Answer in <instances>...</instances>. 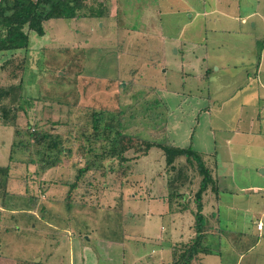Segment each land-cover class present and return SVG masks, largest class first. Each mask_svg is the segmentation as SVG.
I'll return each instance as SVG.
<instances>
[{
    "label": "rangeland",
    "instance_id": "1",
    "mask_svg": "<svg viewBox=\"0 0 264 264\" xmlns=\"http://www.w3.org/2000/svg\"><path fill=\"white\" fill-rule=\"evenodd\" d=\"M216 1L87 0L83 17L51 20L44 25L43 36L27 32L26 51L0 54V63L11 56H26L22 96L33 102L27 111L29 116L25 118L22 111L18 112L17 130L25 133L28 119L39 120L34 119L36 113L43 122H57L56 130L63 137L71 136L69 143L64 142L71 156L61 155L58 172L38 176L34 175L39 171L33 166L26 168L15 163L12 167L18 180L8 182L9 194H2L0 200V264H93L87 252L94 243L96 255L102 256L100 246L112 255L111 264H171L168 249L176 238L169 234L180 226L174 224V214H169L166 184L176 172L167 169L161 150L151 149L144 155L140 149L142 139L166 137L175 146L191 147L206 155L209 160H204L217 177H222L218 188H230L231 165L225 161L224 146L230 138L227 130L237 124L243 129L254 113L258 143L239 148L237 160L244 161L246 155L248 161L241 164L258 167L256 172L262 173L264 106L259 107L264 102V0L217 2L218 7L229 6L232 12L239 9L241 16L248 15L257 5V15L242 25L243 34L231 32L236 29V22L218 13L210 17L196 15L207 12ZM217 28H229L230 32L221 33ZM174 38L201 46L184 47ZM203 51L208 53L205 63ZM240 90L238 98L227 101ZM245 103L248 105L241 107ZM240 109L241 115L236 113ZM92 110L124 113L123 131L133 136L135 147L124 155L127 162L123 168L141 189L134 191L141 198L136 199L129 187L120 188L119 176L103 178L102 171L95 170L87 173L79 185L81 189L73 192L77 204H72L69 211L64 203L69 187L56 186L47 192L48 200H43L42 191L48 189L45 184L51 180L56 185L67 180L74 182L78 169L85 166L87 158L90 160L81 155L87 144L77 136L81 137L79 130L90 133L87 128ZM230 112L236 115L228 123ZM48 127L49 124L44 129ZM14 131L0 126V166L8 164ZM26 136L22 140H27ZM210 151L214 154L209 155ZM15 157L24 158L20 152ZM177 165L184 166L185 174H194V168L191 170L185 161ZM24 168L26 174L32 173L26 181ZM234 177L238 185L247 184L241 168ZM43 178L45 184L40 185L38 180ZM23 181L27 187L25 195ZM198 181L196 177L190 190H181L192 212L196 211ZM89 182L91 185L86 187ZM86 189L91 190L90 194L81 201L80 195L84 196ZM230 194L221 195L223 202L246 198L235 191ZM213 196L208 192L203 197V215L209 228L205 245L213 254L192 264H231L234 256L224 253L223 240L228 234H234L230 242L233 248L236 245L235 258L244 257L241 264H264V233L257 232L251 218L240 215L232 216L228 224L221 217L218 224L211 216ZM33 198L37 199L35 204ZM182 224L183 238L187 240L189 234L191 239L193 213L186 212ZM225 229L230 232L222 231Z\"/></svg>",
    "mask_w": 264,
    "mask_h": 264
},
{
    "label": "trees",
    "instance_id": "2",
    "mask_svg": "<svg viewBox=\"0 0 264 264\" xmlns=\"http://www.w3.org/2000/svg\"><path fill=\"white\" fill-rule=\"evenodd\" d=\"M87 0H0V54L7 52L26 51L29 46V36L27 32H34L38 36L44 35V25L51 20L63 19V20H76L83 17V10L86 7ZM93 14V13H92ZM92 14H90L92 16ZM26 56L17 58L11 56L4 60L0 64V126L11 127L14 131V142L10 145L8 164L0 166V200L1 195H8L7 192L8 182L12 180L13 166L15 163L22 165L26 168L33 166L39 172H34V175L40 176V174L51 173V171L58 172L59 165L61 164V155L64 154L66 158L71 156V150L64 146L65 143H69L71 136L67 134V138L63 137L61 133L56 130L57 122H47L38 117L36 113L33 114L34 119L27 121L26 132L17 130L18 122L20 120L19 113L22 111L24 117L27 116V111L31 106L33 100L31 98H23L22 96V82L23 75L26 70ZM210 72L207 69V73ZM155 104V103H154ZM153 108H156L153 107ZM19 112V113H18ZM124 113L121 110L117 112L92 110L89 119V125L87 129H90V133L85 130H79L78 133L83 142L87 144L86 151H82V156H87L90 160L86 161L83 168L78 169L75 175V181L70 183L61 182V185H56L54 181H50V184L42 183L45 178L38 180L41 184L47 185V188L55 189L56 186L69 187L67 194L65 195V207L67 210H71L72 206L77 204L76 199L72 198L73 192L80 190V183L82 178L87 176L90 171L100 170L102 171L103 178L107 175L114 174L119 176L118 185L120 188L129 187L132 189V193L135 198H141L134 191H141L137 184H134L126 176V172L123 168L125 162H127L126 152L133 150L135 147L134 138L132 135L123 131L125 121ZM130 119L133 120L132 116ZM43 124H42V122ZM49 124L48 130L44 128ZM52 129H55L52 130ZM27 135V136H26ZM26 136L27 140H22V137ZM138 137V136H137ZM17 139L19 141L17 142ZM139 139V137L137 138ZM98 145V147H96ZM140 148L143 150L144 155L151 149H159L163 153L165 166L170 171H174L175 176L172 180L167 181V196L166 203L169 206V214H181L185 215L186 212L193 213L194 217V236L191 239L185 241L174 242L168 249L171 264H192L196 259L202 256H209L213 254L209 246L205 245L206 237L208 234L207 221L203 215L204 200L203 197L208 192H211L214 199L218 196V179L215 175L213 167L208 165L209 158L206 155H201L198 152L192 150L191 147H178L171 144L165 138H157L152 140H141ZM83 148V150L85 149ZM20 152L23 155V159L17 158L16 154ZM142 152V153H143ZM191 168H194V174L184 173V166H178L181 161ZM14 161V162H13ZM13 162V163H12ZM11 163V164H9ZM178 166V168H176ZM57 169V170H56ZM192 170V169H191ZM50 171V172H49ZM171 173V172H169ZM24 180L30 179L29 172L24 171ZM48 175V174H47ZM126 176V177H125ZM88 177V176H87ZM198 178L199 188L195 193L194 203L196 211H190L189 204L186 200L185 192L183 189L192 188L194 185L193 179ZM23 181V183L25 182ZM39 185V183H38ZM90 184L87 183L86 187ZM116 187V186H114ZM94 189L101 188V186ZM39 189L41 187L39 186ZM47 190H43V195L48 200ZM174 190V191H173ZM180 190V192H178ZM27 187L24 183L23 192L25 195ZM89 189H86L85 195H80L81 201L90 194ZM15 192V190H12ZM16 193V192H15ZM18 194V193H17ZM80 197L78 200L80 201ZM32 204L37 202L36 198H33ZM39 199V198H38ZM85 203V201H84ZM83 203V204H84ZM74 204V205H72ZM1 206H3L1 204ZM214 216V215H211ZM216 222L219 220L217 218ZM219 229V228H218ZM221 231V230H219ZM223 231V230H222ZM140 242H134L137 244ZM144 244V242H142ZM219 255V254H218ZM138 261V260H137ZM137 261L135 263H137ZM26 264H46L43 262H30Z\"/></svg>",
    "mask_w": 264,
    "mask_h": 264
},
{
    "label": "crops",
    "instance_id": "3",
    "mask_svg": "<svg viewBox=\"0 0 264 264\" xmlns=\"http://www.w3.org/2000/svg\"><path fill=\"white\" fill-rule=\"evenodd\" d=\"M217 2L214 4V6L212 8H209V10H207V12H203V13H196V15H203L204 17H210L211 14H215L218 13L220 15V17H225L231 21L236 22V29H230L231 32L234 33H239V34H243V30H242V25L244 24V22L248 19H252V17L257 15V5L254 7V9L246 16H241L239 9H237L235 12H232L229 6H226L225 8H221L218 7ZM196 16V17H197ZM218 19V18H217ZM230 28V27H229ZM229 28H225V29H219L217 28L218 31H220L221 33H227L230 32ZM238 28V30H237ZM206 30V29H205ZM216 27L212 28L211 31H215ZM175 39V38H174ZM180 41V45L182 44V46H188V45H194V46H189L188 48H192V47H199L201 46L198 43L195 42H188V41H181L179 39H175ZM185 42V43H184ZM188 42V43H186ZM191 43V44H190ZM207 43H204V46H206ZM202 46V48H206ZM206 50V49H205ZM203 62L205 63V61H207L208 59V53L207 51L204 52L203 51ZM260 59V58H259ZM1 64V63H0ZM260 64V61H259ZM242 93V90L235 92L234 95H232L233 97L231 98V100L229 101V98L227 99L228 102H232L234 100V98H238L239 94ZM264 95V94H263ZM254 98L257 99L259 98V96L254 95ZM226 102V103H228ZM225 104V103H224ZM245 105L241 104V107H245ZM254 105V104H252ZM264 106V102L262 104L261 107H259V109H262ZM223 112V111H222ZM239 113V115L242 114L243 109H240L238 111H236V113ZM231 113V112H230ZM236 115V114H235ZM235 115H233L232 113L227 117L226 121L229 123L231 121H233V119L235 118ZM254 113L252 114V116L248 119V122L244 123V128L241 129L238 124L233 128L228 129V134H230V138L227 139V141L224 143V146L227 148V158H226V162L230 163V171H229V175H230V181H231V187L230 188H222L220 187V189L218 188L219 192H218V196L217 199H214V204L211 202V206L213 208L212 214L214 215V218H217L219 220L218 224L220 223V219L221 217H223L224 219V223L228 224L231 219H233L234 217L240 215V216H244V217H249L251 218V221L256 223L259 222L260 220H264V170H261L262 173H257L256 170L258 167H249V166H244L241 163L248 161V157L245 155L244 161L243 160H237V156L239 155L238 151L239 148L240 149H245L249 146L254 145V143H258L257 139H256V133L254 130H258L256 127L254 126ZM239 121V119H238ZM221 132V131H220ZM231 140L234 141V147L231 148ZM243 147V148H241ZM264 149V147H263ZM211 152V151H210ZM209 152V155H213L214 151H212L211 153ZM20 158V157H18ZM256 159V158H255ZM260 160H264V153H263V158H260ZM233 167H234V171H233ZM238 168L242 169V177L245 178L247 184L245 185H238L235 181V173L236 170ZM25 171V168H24ZM20 172V171H18ZM31 173V172H29ZM13 174V171H12ZM32 174V173H31ZM30 174V175H31ZM17 173L14 172L12 180H18V178L15 179ZM217 179H219L221 181L222 177H217ZM219 185V182H218ZM14 190V189H13ZM232 190V191H230ZM48 191H54V189H51V187H49ZM233 191L243 194V197L246 198H240L239 200H237V198H230V200L228 201H224L221 198V195L223 194H230L233 193ZM244 193H248V195H244ZM231 195V194H230ZM229 195V196H230ZM47 196V195H45ZM43 198V197H42ZM46 198V197H45ZM224 207V211L223 213L221 212V207ZM175 216V220H173L174 224H178L180 228H175L173 229L172 232H170L169 236L176 238L175 242L178 241H185L186 239L183 238V224H182V218L183 215L181 214H174ZM233 216V218H232ZM247 220V218H246ZM255 224V226H256ZM256 228V227H255ZM257 230V229H256ZM224 232H230L229 230H223ZM226 233V234H228ZM229 236L227 237V240H223V243H225L226 247V251L224 253H229L231 254V256H234V259L231 260V264H241V262H243L244 257H242V255H239V257L235 258V248H233L234 245H231L230 240L234 237V234H228ZM233 235V236H232ZM190 237L189 234H187V239ZM172 244V243H171ZM96 243H94V246H91L90 249L88 250L87 253H89V255L91 256V258L93 259V264H111L110 263V258H111V254L106 251V248H103L100 246L101 249H103V252L101 253L102 256L100 255H96V249H95ZM234 249V250H233ZM220 255V254H219ZM207 257V256H206ZM103 259H107L108 261H103Z\"/></svg>",
    "mask_w": 264,
    "mask_h": 264
},
{
    "label": "built area",
    "instance_id": "4",
    "mask_svg": "<svg viewBox=\"0 0 264 264\" xmlns=\"http://www.w3.org/2000/svg\"><path fill=\"white\" fill-rule=\"evenodd\" d=\"M263 221H264V220H260V221L257 222V224H256V229H257V232H258L259 234H261L262 232H264Z\"/></svg>",
    "mask_w": 264,
    "mask_h": 264
},
{
    "label": "water",
    "instance_id": "5",
    "mask_svg": "<svg viewBox=\"0 0 264 264\" xmlns=\"http://www.w3.org/2000/svg\"><path fill=\"white\" fill-rule=\"evenodd\" d=\"M263 225H264V221H263ZM264 233V232H263Z\"/></svg>",
    "mask_w": 264,
    "mask_h": 264
}]
</instances>
